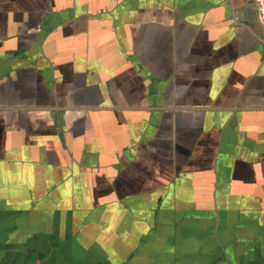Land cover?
<instances>
[{
    "label": "crops",
    "instance_id": "obj_1",
    "mask_svg": "<svg viewBox=\"0 0 264 264\" xmlns=\"http://www.w3.org/2000/svg\"><path fill=\"white\" fill-rule=\"evenodd\" d=\"M254 0H0V264H264Z\"/></svg>",
    "mask_w": 264,
    "mask_h": 264
},
{
    "label": "built area",
    "instance_id": "obj_2",
    "mask_svg": "<svg viewBox=\"0 0 264 264\" xmlns=\"http://www.w3.org/2000/svg\"><path fill=\"white\" fill-rule=\"evenodd\" d=\"M259 19L264 22V0H254Z\"/></svg>",
    "mask_w": 264,
    "mask_h": 264
},
{
    "label": "water",
    "instance_id": "obj_3",
    "mask_svg": "<svg viewBox=\"0 0 264 264\" xmlns=\"http://www.w3.org/2000/svg\"><path fill=\"white\" fill-rule=\"evenodd\" d=\"M256 8V7H255ZM256 17H257V21L260 23V24H264V22H262L260 19H259V17H258V14H257V11H256Z\"/></svg>",
    "mask_w": 264,
    "mask_h": 264
}]
</instances>
